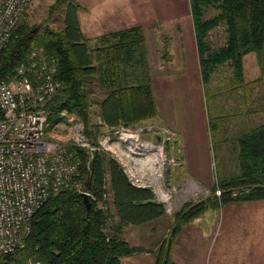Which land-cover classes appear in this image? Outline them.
I'll list each match as a JSON object with an SVG mask.
<instances>
[{"label":"trees","instance_id":"obj_1","mask_svg":"<svg viewBox=\"0 0 264 264\" xmlns=\"http://www.w3.org/2000/svg\"><path fill=\"white\" fill-rule=\"evenodd\" d=\"M190 4L203 84L206 86L211 82L212 75L221 65L230 64L236 79L232 88L247 86L244 82V57L251 52L256 54L263 71V77L251 85L264 80V0H190ZM208 9L217 13L207 18ZM27 10L0 55V80L12 78L16 66L27 59L35 46L57 59L56 77L64 83V89L46 105L48 131L50 126L68 115L75 114L84 122L85 134L96 150L90 191L101 196L104 174L108 172L117 222L112 232H105V212L98 204L90 198L91 208L88 209L81 192L63 190L36 212L24 246L4 257L0 264H25L32 256L45 264H122V257L146 251L122 238L123 229L160 218L166 214V209L157 201L151 188L134 185L119 161L101 149V125L93 119L92 105L98 104L100 116L110 129L129 128L157 115L152 77L146 70L145 31L142 26H131L92 39L81 30L75 6L70 5L64 27L59 30L24 20ZM222 24L226 25V42L214 49L208 36ZM96 82L104 96L92 100ZM213 121L212 132L218 130L215 128L217 123L214 125ZM235 140L239 172L220 176L221 198L215 197L223 203L262 200L264 123L248 128ZM67 149L81 162L84 184L90 171L93 149L73 142L67 145ZM216 187L213 186V193ZM238 188L243 189L234 195ZM207 208L204 201H191L175 213L171 237L159 248L156 264H179L171 258L176 237L187 222Z\"/></svg>","mask_w":264,"mask_h":264},{"label":"rangeland","instance_id":"obj_2","mask_svg":"<svg viewBox=\"0 0 264 264\" xmlns=\"http://www.w3.org/2000/svg\"><path fill=\"white\" fill-rule=\"evenodd\" d=\"M70 5L77 7L85 36L92 32L99 20H106L112 23V30L141 25L147 40L146 70L152 77L155 89L157 115L129 128L110 129L100 115L94 114L98 104L92 105L93 119L101 125V149L110 152L123 169L126 167L129 171L130 165L133 167L135 163L145 161L148 155L153 158L150 163L154 170L149 169L144 176L138 177V183L151 188L157 201L166 209V214L160 218L130 226L122 233V238L146 251L122 257L121 263L154 264L159 248L171 237L175 213L191 201H204L207 204V211L203 214L208 217L205 224L217 236L220 227L224 230L234 221L229 223L230 214L227 216V212L247 209V204L236 201L223 203L215 195L221 198L217 194L221 190L218 186L220 176L239 172L235 138L248 128L264 123V80L251 85L263 77L255 53L244 57V82L247 86L232 88L236 79L230 64L221 65L205 86L201 80L190 0H33L24 20L43 28L48 26L59 30L64 27ZM216 13V10L208 9L205 16L209 18ZM226 37V25L222 24L210 32L208 41L214 49H218L225 44ZM94 91L92 100L104 96L97 82ZM213 93L217 94L213 96ZM210 116L214 119V125L217 123L215 128L218 127L213 132V119ZM76 122L81 124L79 130L81 133L84 130L86 136L85 124L75 114L50 126L49 136L68 145L77 136ZM126 135L133 140L126 138ZM135 137L139 139L135 140ZM87 140L90 146L83 147L93 149L94 146ZM149 140L159 148V157L151 155L154 147L149 154L137 153L141 148L138 143ZM157 158L164 160L162 166ZM159 169L162 172L158 182L169 193L167 201L158 200L156 194L160 183L154 172ZM106 176L110 179L108 172H105ZM214 185L217 187L213 193ZM242 189H235L233 194ZM114 203L112 210L115 214ZM175 242L179 246V254L184 258V236L179 235Z\"/></svg>","mask_w":264,"mask_h":264},{"label":"built area","instance_id":"obj_3","mask_svg":"<svg viewBox=\"0 0 264 264\" xmlns=\"http://www.w3.org/2000/svg\"><path fill=\"white\" fill-rule=\"evenodd\" d=\"M32 3L33 0H0V55ZM57 70V59L35 46L27 59L16 66L12 78L0 80V262L24 246L36 212L63 190L87 192L105 212V232H112L117 222L109 177L103 178L101 196L86 191L81 180V162L66 144L49 136L46 105L64 89V83L56 77ZM80 125L75 123L78 133L73 143L90 146L84 130H79ZM126 138L132 139L127 135ZM149 143L150 140L138 143L141 148L137 153L146 154ZM154 148L159 155V148ZM128 169L125 167L124 171L132 183L143 186L138 182L149 170L146 160ZM160 176L161 173L158 180ZM156 194L158 200H168L165 194L169 193L162 183ZM217 194L220 196L221 190ZM25 264L45 263L32 256Z\"/></svg>","mask_w":264,"mask_h":264},{"label":"crops","instance_id":"obj_4","mask_svg":"<svg viewBox=\"0 0 264 264\" xmlns=\"http://www.w3.org/2000/svg\"><path fill=\"white\" fill-rule=\"evenodd\" d=\"M111 25L112 23H108L106 20H99L97 25L93 27L92 32L86 36L93 39L105 33L122 30H112L113 27ZM104 28L105 30H103ZM152 87L155 93L153 81ZM96 111L100 112L99 107ZM242 203L247 204L245 205L247 209L231 210V213L227 212V216L230 214L229 223L234 221L232 224L225 226L224 230L220 227L217 236H215L216 232L213 233L212 229H207L205 220L208 217L203 215L207 211L206 209L198 217L187 222L179 233L180 237L184 236L185 238L184 258L179 254V246L176 242L171 249V258L179 264H264V199ZM130 226L133 225L126 226L122 233L128 230ZM156 250H158V246ZM157 261L158 255L156 254L154 264Z\"/></svg>","mask_w":264,"mask_h":264},{"label":"water","instance_id":"obj_5","mask_svg":"<svg viewBox=\"0 0 264 264\" xmlns=\"http://www.w3.org/2000/svg\"><path fill=\"white\" fill-rule=\"evenodd\" d=\"M94 114L96 116H99V113L96 111V109L94 111ZM95 115L93 116L94 118H95ZM95 158H96V150H93V156H92V159H91V162H90V165H89L90 171H89V174H88L87 178L84 181V186H83L86 191H89L90 190V185H91V172L94 170ZM82 194H83L84 201L86 203L87 208L90 209L91 208V201H90V198H89L88 193L87 192H84Z\"/></svg>","mask_w":264,"mask_h":264},{"label":"bare ground","instance_id":"obj_6","mask_svg":"<svg viewBox=\"0 0 264 264\" xmlns=\"http://www.w3.org/2000/svg\"><path fill=\"white\" fill-rule=\"evenodd\" d=\"M153 147H154V145L152 143L146 144V149H145L146 153L149 154ZM132 150H133V148H132ZM151 155H154L155 157H159L157 152H155V148H154V151L152 152ZM157 160H158V158H157ZM146 161H147V168L151 169V170H154L153 164L150 163L151 161H153V158L149 157V155H148ZM160 163L163 164V160H160ZM160 173H161V169L158 172H154L155 178L157 180H158V176L160 175ZM168 197L169 196L167 194H165V198L167 199Z\"/></svg>","mask_w":264,"mask_h":264}]
</instances>
